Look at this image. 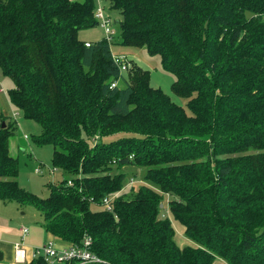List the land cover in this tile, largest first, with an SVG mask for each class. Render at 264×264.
<instances>
[{
	"label": "trees",
	"instance_id": "obj_1",
	"mask_svg": "<svg viewBox=\"0 0 264 264\" xmlns=\"http://www.w3.org/2000/svg\"><path fill=\"white\" fill-rule=\"evenodd\" d=\"M105 1L116 42L79 40L99 27L95 0H0L5 94L60 173L46 198L21 188L17 124L0 115V201L32 207L57 240L90 238L103 264H264V0ZM112 45L158 56L189 113L134 61L121 72ZM130 167L143 182L125 190Z\"/></svg>",
	"mask_w": 264,
	"mask_h": 264
},
{
	"label": "rangeland",
	"instance_id": "obj_2",
	"mask_svg": "<svg viewBox=\"0 0 264 264\" xmlns=\"http://www.w3.org/2000/svg\"><path fill=\"white\" fill-rule=\"evenodd\" d=\"M95 5H97V7L101 6V8L103 10L105 9V11L110 15V28L113 31L111 40L115 42L119 41L118 23H116V21L120 20V15L117 12H110L109 3L105 0H95ZM78 37L79 40L87 43H94L106 38L103 30L98 26L80 31ZM111 48L114 55L123 54L126 56L128 61L132 60L142 69L147 70L150 73V86L152 88L162 90L171 98L174 103H176L178 106H181L187 113H189L187 109V100L172 93L171 86L175 78L172 74L167 73L162 69L160 58L158 56H149L145 49L125 48L117 45H112ZM0 84L1 88L4 89V93H0V112H2L3 115L7 114L8 116H5L16 121L17 131L15 136L18 135L21 138L22 133L26 138V140H23L22 136V139H20V141L22 142L23 140V142L22 144H18L19 147L17 149V157H15V159L18 161V184L21 188L33 194L34 196L38 198H46L49 195V189L47 186L48 183L51 180L57 182L60 178L59 172H54L52 175H50L47 171V168L52 169V148L50 146L38 147L32 144L31 138L32 136H37L40 134V126L34 122L26 120L22 116V113L18 109L12 107V105L9 103L8 97L5 93L13 88V83L8 78L3 77L1 72ZM40 165L43 168L42 172L40 174H36L34 172L35 167ZM126 172L128 174V178L134 177L132 179H134L135 184L143 182L144 170L130 167L126 169ZM128 183L129 181L125 183V190H127L129 185ZM135 189H137V186H135ZM163 203L164 209H162L161 213L164 216V219L171 224L174 230L175 243L179 247L190 246L191 242L186 239L183 226L174 220L167 208V197H165ZM5 205L6 206L2 207L6 208H4L0 214L7 216V218L11 220L9 222L11 228L16 230L21 227H28L30 233H32V231L35 232L40 230L38 226V223H40V215L32 207H21L15 203H9ZM4 212H7L8 214H5Z\"/></svg>",
	"mask_w": 264,
	"mask_h": 264
},
{
	"label": "crops",
	"instance_id": "obj_3",
	"mask_svg": "<svg viewBox=\"0 0 264 264\" xmlns=\"http://www.w3.org/2000/svg\"><path fill=\"white\" fill-rule=\"evenodd\" d=\"M0 115H3L2 112H0ZM5 115L7 114H4L3 116H8ZM9 120L16 122L13 119ZM22 136L23 140H26L22 133L21 138L17 135L10 138L9 140V154L13 158L17 157V149L19 147L18 144H22L23 142V140L22 142L20 141V139H22ZM5 204L9 203H3L2 201H0V213L4 208H6L2 207L6 206ZM4 213L8 214L7 212ZM10 221L11 220L8 219L7 216H3L2 214H0V264H41L39 263V261H37L39 258L33 257V253L36 249L41 248L49 242H51L54 247L59 250L67 249L71 245V243L57 240L51 234L46 233L42 225L41 217L39 220L40 223H38L40 230H37L35 232L32 231V233H30L28 227H21L14 230L9 224ZM23 228L28 230L27 235L22 234L21 230ZM15 245H19V250L22 252L17 253Z\"/></svg>",
	"mask_w": 264,
	"mask_h": 264
},
{
	"label": "built area",
	"instance_id": "obj_4",
	"mask_svg": "<svg viewBox=\"0 0 264 264\" xmlns=\"http://www.w3.org/2000/svg\"><path fill=\"white\" fill-rule=\"evenodd\" d=\"M94 17L99 21V27L103 30L106 39L110 41V37L113 34V31L110 28L111 21L107 17L101 6H98L96 8L94 12ZM86 46L88 47L89 44H86ZM113 61L116 65L120 67L121 72H124L125 70H127V68H129V61L124 55H113ZM114 87L115 84H112L111 88ZM3 90L4 89L1 88L0 84V93L3 92ZM42 169L43 168L41 165L37 166L35 167L34 172L36 174H40L42 172ZM47 171L50 175L54 173L53 169L47 168ZM133 183L134 180H131L129 185H133ZM112 199L113 198H109L103 201V207L106 211L112 212L110 204ZM21 232L23 235H27L28 230L23 228ZM15 249L17 250V253L22 252L19 250V245H15ZM33 257L42 258L45 264H103V261L99 257L92 254L91 240L87 237L83 240L81 245L71 243V245L67 249L63 250L56 249L54 245L49 242L41 248L36 249L33 253Z\"/></svg>",
	"mask_w": 264,
	"mask_h": 264
},
{
	"label": "water",
	"instance_id": "obj_5",
	"mask_svg": "<svg viewBox=\"0 0 264 264\" xmlns=\"http://www.w3.org/2000/svg\"><path fill=\"white\" fill-rule=\"evenodd\" d=\"M5 124H2V126H4ZM160 208H162V205H160Z\"/></svg>",
	"mask_w": 264,
	"mask_h": 264
}]
</instances>
